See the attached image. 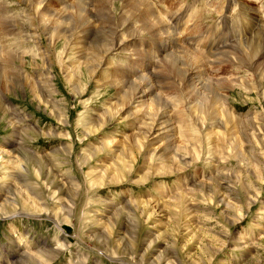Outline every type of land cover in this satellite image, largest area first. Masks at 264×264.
Segmentation results:
<instances>
[{
    "label": "clouds",
    "instance_id": "clouds-1",
    "mask_svg": "<svg viewBox=\"0 0 264 264\" xmlns=\"http://www.w3.org/2000/svg\"><path fill=\"white\" fill-rule=\"evenodd\" d=\"M0 264H264V0H0Z\"/></svg>",
    "mask_w": 264,
    "mask_h": 264
},
{
    "label": "rangeland",
    "instance_id": "rangeland-1",
    "mask_svg": "<svg viewBox=\"0 0 264 264\" xmlns=\"http://www.w3.org/2000/svg\"><path fill=\"white\" fill-rule=\"evenodd\" d=\"M60 56H62V53H59V50H57V58L59 59ZM69 83H70V84H72V83H76V81L71 80V81H69ZM52 87H53L52 95L55 97V96H56V93H55V91H54V89H55V83L53 84ZM88 91H89V86H85V87L82 89V98H83L85 101H87V99H88ZM76 112H82V113H84L83 121H82V122H83V123H87V122H88L89 116H88V114L85 112V109H84V107H83L82 105H81V106H78V107L75 109V111L72 113L73 118H75V113H76ZM101 115H102V113H101ZM96 134L99 135V131H97ZM217 134H218V137H219L220 139H223V135L221 134V130L218 129V130H217ZM220 135H221V136H220ZM69 138H70V139H75V137H73V136L71 135V133L69 134ZM220 139H218V146H219ZM77 143H79V142H77ZM117 163H119V162H117ZM116 171H117L116 168L112 169L113 174H116ZM212 203H215V201H209L208 204H204V202H203V196H201V204H200V207H201V208L209 207ZM170 207H171V210H172V211H177L176 206H175L174 204H172L171 202H170ZM190 207H191V205H190ZM224 207H225L224 205H221V208H224ZM227 210L230 211V212H232L233 215H239V212L236 211L235 209H227ZM217 211H219V209H217ZM192 219H193L194 222L197 220L196 217H193ZM212 223H214V221H213L211 218H209V219L203 221V223H198V226H199V227H202V228H210L211 225H212Z\"/></svg>",
    "mask_w": 264,
    "mask_h": 264
},
{
    "label": "bare ground",
    "instance_id": "bare-ground-1",
    "mask_svg": "<svg viewBox=\"0 0 264 264\" xmlns=\"http://www.w3.org/2000/svg\"><path fill=\"white\" fill-rule=\"evenodd\" d=\"M221 136V135H220Z\"/></svg>",
    "mask_w": 264,
    "mask_h": 264
}]
</instances>
